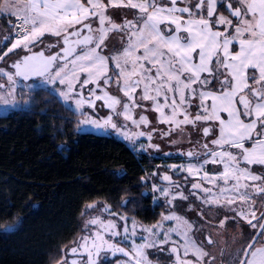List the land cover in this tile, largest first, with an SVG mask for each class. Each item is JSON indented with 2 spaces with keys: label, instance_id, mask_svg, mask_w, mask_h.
<instances>
[{
  "label": "snow or ice",
  "instance_id": "snow-or-ice-1",
  "mask_svg": "<svg viewBox=\"0 0 264 264\" xmlns=\"http://www.w3.org/2000/svg\"><path fill=\"white\" fill-rule=\"evenodd\" d=\"M5 14L17 23L0 49V103L14 105L19 82L38 78L74 101L78 128L112 132L144 152L160 151L154 139L190 145L177 153L190 161L170 166L188 174L185 184L164 174L167 186H151L171 209L157 223L129 227L119 215L121 228L102 218L118 215L109 207L88 204L96 211L87 234L69 250L78 259L62 249L53 264L117 254L126 259L114 264H154L148 250L164 245L170 264H223L208 231L216 226L178 214L183 205L174 202L190 196L223 210L219 228L243 221L253 230L228 264H264V0H0Z\"/></svg>",
  "mask_w": 264,
  "mask_h": 264
},
{
  "label": "trees",
  "instance_id": "trees-1",
  "mask_svg": "<svg viewBox=\"0 0 264 264\" xmlns=\"http://www.w3.org/2000/svg\"><path fill=\"white\" fill-rule=\"evenodd\" d=\"M15 23L0 16V36ZM29 98V107L0 115V228L17 225L0 234V264H53L82 234L89 203L148 225L161 219L166 206L143 182L158 159L78 128L81 114L47 89Z\"/></svg>",
  "mask_w": 264,
  "mask_h": 264
},
{
  "label": "rangeland",
  "instance_id": "rangeland-1",
  "mask_svg": "<svg viewBox=\"0 0 264 264\" xmlns=\"http://www.w3.org/2000/svg\"><path fill=\"white\" fill-rule=\"evenodd\" d=\"M11 18H13V17H11ZM129 18H131V16H129ZM15 22L17 23L16 19H15ZM3 36L4 35L1 34L0 40L2 39ZM45 39L47 40L48 37H45ZM4 50H6V48H4ZM38 50H42V46H40V49H38ZM13 58H14L13 54H9V57H6L5 60H7L8 64H11ZM0 66H4L3 61H0ZM3 80H4V78L0 77V82H3ZM26 85H34V87L29 88V87H26ZM54 87L55 86L43 84L38 78H33L32 80H29V81H22L21 80L19 82V86L17 87V90H16V96H15L16 103L14 105H12V104L5 105L3 103H0V115H8L14 111L19 110V109L29 107L30 106V98H29L30 93H31V91L38 89V88H44V89L51 91L52 93H54L56 96H58L65 103V101L58 95V93L53 90ZM0 91H3V90H0ZM97 103L99 104L100 102H97ZM65 104L67 106H69L70 108H72L73 110H75L77 113L81 114L80 111L76 109L74 101H69ZM86 111H91V110L86 109ZM106 112H108V109H106V108L101 109L99 112V115L103 116ZM83 128L85 130H88V131H96V132L103 133L106 135L116 136L117 138L125 141L123 138L115 135L112 132L105 133L103 130H96V129L91 128V127H83ZM141 139L143 140V142L146 145L147 141L144 140V138H141ZM125 142L128 143L129 146L133 149V146L130 142H128V141H125ZM137 143H140V141H138ZM153 143H160V151H156L154 149H149L147 152H144V151L139 150L138 148L134 151L137 154L147 153L150 156H152L153 158L158 159V162H160L159 165H157L156 170L152 174H148L143 178V182L146 185L145 192L151 193L154 196L155 203H164L165 204L166 212L163 213V215H164V214H167L168 211H170L171 209H170L169 205L166 202H164L165 198L159 196V193H154L151 190V186L153 183L157 184L160 187L167 186L168 182H165L161 179V177L164 174L172 176L173 181H179L181 184H185L184 177H187L188 174L186 172H180L179 174H177V173L172 171L170 166L171 165H183V164H186L190 161V158L177 154L179 152H183V151L189 149L190 145H188L187 143L173 145V144L166 143L163 141H157L155 139H154ZM163 153H171V155H164ZM208 167L213 168V167H218V166L209 165ZM195 179H196L195 177H188L189 182H194ZM205 186L207 187L209 185L205 184ZM189 190H190L189 187H185L184 191H185L186 195L188 194ZM190 202H191V207L189 208ZM174 203L183 205V207H181L179 209L178 214L184 216L190 222H196L197 224H200L202 222L210 221L213 226H216L214 229H208V231L212 234V237L215 241L214 251L217 253L218 259L221 260L223 262V264H225V262H228V259H229L228 253L231 250L238 248L242 243H244L251 236V235L247 234V232H246V230H247L246 225L247 224L243 221H240L238 224L232 223L231 221H229L225 224L224 228H219L217 226V222L223 215H225L223 210L218 208V207H215L213 205L202 204L200 199H197L196 197L190 196L188 201H180L179 199H177V201H175ZM89 204H93V203H89ZM94 204H96L97 208H100L101 206L109 207L104 202H94ZM109 209L111 212H113L110 207H109ZM95 211H96L95 209L92 210V214H94ZM85 213L86 214H85V217L83 220V232L80 235L77 242L80 240L81 237H83L87 234V232L85 231V224H86V221L91 218L92 214H90L87 209H86ZM117 214H118L117 216H110L108 213H104L102 218L103 219H112V220L116 221L118 226H120L122 228L124 222L119 220V215H125V214H121V213H117ZM127 217L129 218L128 219V225L130 227L131 221L134 218H131L129 216H127ZM136 222H137L138 226H140V225H143L146 227L151 226L148 224H144L138 220H136ZM165 223H166V226L173 224V222H165ZM15 226L17 227V225H15ZM91 227H93V229H94V226H91ZM115 239L119 240L120 238H115ZM77 242L66 249L65 255L68 257L69 260H71L73 258L78 259V257L72 256L70 254V251H69L72 247L77 246ZM139 242H140L139 238L137 237V243H139ZM130 244H131V241H127V242L123 243L121 246H125V247L130 248ZM221 250H223V252H224L223 256L219 255ZM148 251H149V259L153 260L154 264H170L171 260L174 259L170 254L169 245H164L163 249L159 250V251L155 248L149 249ZM121 259H126V258L121 256L120 254H117L116 257H112L111 255H108V256L102 258L101 264H108L109 262L114 264L115 260H121Z\"/></svg>",
  "mask_w": 264,
  "mask_h": 264
},
{
  "label": "flooded vegetation",
  "instance_id": "flooded-vegetation-1",
  "mask_svg": "<svg viewBox=\"0 0 264 264\" xmlns=\"http://www.w3.org/2000/svg\"><path fill=\"white\" fill-rule=\"evenodd\" d=\"M246 226H247V230H246L247 234L251 235L253 230L250 229L248 225ZM225 264H228V262H225Z\"/></svg>",
  "mask_w": 264,
  "mask_h": 264
}]
</instances>
